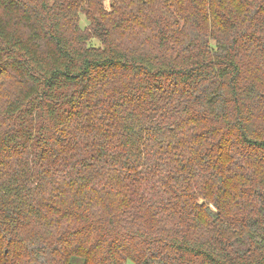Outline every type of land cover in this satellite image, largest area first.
<instances>
[{
  "label": "trees",
  "instance_id": "obj_1",
  "mask_svg": "<svg viewBox=\"0 0 264 264\" xmlns=\"http://www.w3.org/2000/svg\"><path fill=\"white\" fill-rule=\"evenodd\" d=\"M105 1L0 0V264H264V0Z\"/></svg>",
  "mask_w": 264,
  "mask_h": 264
},
{
  "label": "rangeland",
  "instance_id": "obj_2",
  "mask_svg": "<svg viewBox=\"0 0 264 264\" xmlns=\"http://www.w3.org/2000/svg\"><path fill=\"white\" fill-rule=\"evenodd\" d=\"M109 4H110V0H106L105 3H104V6L106 8L109 7ZM80 24H81V27L84 28L85 26L88 25V22L86 21L85 17L83 15H80ZM147 37H149V33H147ZM89 45L90 46H93V47H99L100 44L97 40H90L89 42ZM126 264H135L134 262H131V261H127Z\"/></svg>",
  "mask_w": 264,
  "mask_h": 264
}]
</instances>
